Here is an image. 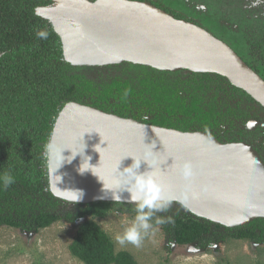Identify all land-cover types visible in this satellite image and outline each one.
<instances>
[{
    "label": "trees",
    "instance_id": "obj_1",
    "mask_svg": "<svg viewBox=\"0 0 264 264\" xmlns=\"http://www.w3.org/2000/svg\"><path fill=\"white\" fill-rule=\"evenodd\" d=\"M131 1L205 29L264 77V0ZM47 4L0 0V173L10 171L15 180L7 189L0 184V226L36 233L58 222L79 223L68 248L79 262L137 264L130 253L116 252L95 222L113 211L135 217L134 206L69 204L51 194L43 146L59 112L76 102L143 124L201 130L220 139L226 138L220 135L223 130L234 129L235 119L248 114L242 99L254 101L215 74L165 72L131 63L72 67L64 61L51 25L35 16V9ZM156 215L164 219L157 226L169 244H194L200 250L228 240L264 245V219L228 229L177 203Z\"/></svg>",
    "mask_w": 264,
    "mask_h": 264
},
{
    "label": "water",
    "instance_id": "obj_2",
    "mask_svg": "<svg viewBox=\"0 0 264 264\" xmlns=\"http://www.w3.org/2000/svg\"><path fill=\"white\" fill-rule=\"evenodd\" d=\"M41 1L49 4L37 7L35 16L51 25L63 59L72 67L131 63L165 72L215 74L264 109V80L229 45L193 23L138 1ZM50 139L65 149L64 162L54 173L60 178L52 175L59 152L48 168L49 189L66 203H114L103 182L109 189H122L120 171L134 158L141 162L138 173L152 171L171 203L197 218L228 229L264 219V163L245 143L221 144L204 132L147 125L76 102L59 112ZM150 149L151 169L144 161ZM72 153H84L91 170L79 172V154L68 163ZM185 163L191 165L189 178L181 171ZM75 191L83 193L78 202ZM121 195L127 199L129 194Z\"/></svg>",
    "mask_w": 264,
    "mask_h": 264
},
{
    "label": "rangeland",
    "instance_id": "obj_3",
    "mask_svg": "<svg viewBox=\"0 0 264 264\" xmlns=\"http://www.w3.org/2000/svg\"><path fill=\"white\" fill-rule=\"evenodd\" d=\"M133 218L127 212L113 211L95 222L109 237L115 251L130 253L137 264H264V245L228 240L200 250L194 244H169L159 226L141 247L131 244L121 247L114 236L122 233ZM78 224L58 222L36 233L0 226V264H82L68 249Z\"/></svg>",
    "mask_w": 264,
    "mask_h": 264
},
{
    "label": "clouds",
    "instance_id": "obj_4",
    "mask_svg": "<svg viewBox=\"0 0 264 264\" xmlns=\"http://www.w3.org/2000/svg\"><path fill=\"white\" fill-rule=\"evenodd\" d=\"M43 147V156L47 161V167L49 170L52 168L54 156L57 152H59L61 159L57 162L55 172L52 173L54 177H59L55 176L54 173L57 172L64 162V157L61 155V153L65 148H61L59 144L51 139L49 140L48 144L44 145ZM151 149L145 154L146 158L144 161H146L147 164L148 155L153 154ZM77 154L79 153H76L75 155L72 153V155L68 157L67 162L71 163L72 159H74ZM79 155L81 156V154ZM81 157L82 162L79 167V172L83 174L90 169V166L88 163L89 158L85 157L84 153ZM85 159L87 160L88 167H84ZM133 161L134 162L130 167L120 171V183L123 185L122 189L119 187L109 189L105 186L104 182L103 185L104 190L112 192L111 198L115 204L121 205L126 203L134 205L135 217L129 222V225L124 228L122 233L116 234L114 236L115 242L121 247L131 244L132 246L139 248L142 246L145 238L151 233L155 232L156 226L164 223V219L162 217H158L156 214L159 212H166L172 201L170 197L165 196L162 186L157 182L152 171H146L142 174L138 173L141 162H137L134 158ZM148 166L150 169L154 167L155 161H153L152 165L148 164ZM181 171L185 178H189L193 174L191 165L189 163L183 164L181 166ZM93 175L95 174L93 173ZM14 182V177L10 171L0 173V184H2L3 188L7 189ZM75 192L78 193V197L75 202H78L82 198L83 193L79 191ZM124 192L129 194L127 199L122 198L121 194Z\"/></svg>",
    "mask_w": 264,
    "mask_h": 264
},
{
    "label": "flooded vegetation",
    "instance_id": "obj_5",
    "mask_svg": "<svg viewBox=\"0 0 264 264\" xmlns=\"http://www.w3.org/2000/svg\"><path fill=\"white\" fill-rule=\"evenodd\" d=\"M253 1H256V0H253ZM244 62L250 67V65L246 61H244ZM250 68L264 80V77L261 75V73H258L257 71H255L252 67H250ZM242 102L248 103V104H245V106H244L245 110L248 111V114L246 116H244L245 118L242 120L240 118H237L233 121V123L231 124V126L234 127L233 130H231L229 132H224V130L222 131V133L220 135H225L226 138H223V136H221L219 139L216 135H213L211 133L201 131V130L187 131V132H204V133H207V134L211 135L213 138H215L221 144L245 143L257 152L256 154L259 155L260 159L264 163V111L260 110V108H258V106H260V105L258 103H256L255 101H254V103L251 104L244 97L242 99ZM108 114H111V113H108ZM167 129H169V128H167ZM226 129H227V127H226ZM174 130H176V129H174ZM178 131H180V130H178ZM182 132H185V131H182ZM225 139H227V141ZM64 223H66V222H64ZM260 245L263 246V244H260Z\"/></svg>",
    "mask_w": 264,
    "mask_h": 264
}]
</instances>
